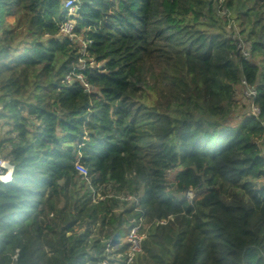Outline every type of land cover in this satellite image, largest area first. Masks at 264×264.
<instances>
[{
	"label": "trees",
	"instance_id": "1",
	"mask_svg": "<svg viewBox=\"0 0 264 264\" xmlns=\"http://www.w3.org/2000/svg\"><path fill=\"white\" fill-rule=\"evenodd\" d=\"M77 6L87 54L64 0H0V264H126L141 219L133 264H264V0L226 2L248 59L215 0Z\"/></svg>",
	"mask_w": 264,
	"mask_h": 264
},
{
	"label": "built area",
	"instance_id": "2",
	"mask_svg": "<svg viewBox=\"0 0 264 264\" xmlns=\"http://www.w3.org/2000/svg\"><path fill=\"white\" fill-rule=\"evenodd\" d=\"M219 7V14L222 18L226 21L227 26V37L233 42L236 48L242 54V57L248 59L251 56L250 52V43L246 40L240 33V29L235 23L234 19L232 18L230 10L226 7V2L228 0H215ZM64 8L67 10V15L65 19L62 21L59 27V33L61 36H66L70 38H76L81 45V50L83 54H87V48L92 43V40L88 38L86 35L77 36L75 34V28L77 25V20L75 18L78 10L77 0H64ZM241 96L245 99H248L250 103V108L247 111L253 114L254 116H258L260 114V109L258 105L255 103L257 90L254 86H251L247 83V81L243 78L241 81ZM239 101V100H238ZM240 104V102H239ZM244 104V103H243ZM241 105V104H240ZM8 161L0 155V183H9L13 179V165L9 163L6 166ZM11 167V168H10ZM76 168L78 172L84 176H88L87 169L80 164H76ZM196 192L192 189L187 190L184 193V198L189 201H192ZM124 198V197H122ZM126 200H132L131 196L126 197ZM169 219H172L169 216L167 219H161L157 221L161 224H166ZM144 223L143 220H139L136 222L131 228L128 230V235L126 241L128 243V251H127V263L126 264H133L135 258L138 255L143 253V240L147 236V230L150 224L146 225L145 231H142ZM103 264H111L107 259L104 260Z\"/></svg>",
	"mask_w": 264,
	"mask_h": 264
},
{
	"label": "rangeland",
	"instance_id": "3",
	"mask_svg": "<svg viewBox=\"0 0 264 264\" xmlns=\"http://www.w3.org/2000/svg\"><path fill=\"white\" fill-rule=\"evenodd\" d=\"M9 22L13 23L14 22V18L13 17H10L8 18ZM255 59L252 58V61H254ZM100 65H98V67H100ZM236 99L239 100L240 105L238 108H235L230 116V120L233 122V123H236V122H239L240 120V117L242 115V113H244V111H247L248 108H250V103L248 99H244L241 94H240V91L236 94ZM244 103V104H243ZM8 130V128L6 126L2 127V133L1 135H5L6 131ZM259 145H260V149H261V152L264 156V140H259ZM3 153H4V150H1L0 152V155L3 157ZM170 176V175H169ZM171 177V176H170ZM169 177V178H170ZM171 180V178H170ZM62 204H65V202H61V205Z\"/></svg>",
	"mask_w": 264,
	"mask_h": 264
},
{
	"label": "water",
	"instance_id": "4",
	"mask_svg": "<svg viewBox=\"0 0 264 264\" xmlns=\"http://www.w3.org/2000/svg\"><path fill=\"white\" fill-rule=\"evenodd\" d=\"M8 165H9V163L7 162V163H6V166H8Z\"/></svg>",
	"mask_w": 264,
	"mask_h": 264
},
{
	"label": "bare ground",
	"instance_id": "5",
	"mask_svg": "<svg viewBox=\"0 0 264 264\" xmlns=\"http://www.w3.org/2000/svg\"><path fill=\"white\" fill-rule=\"evenodd\" d=\"M11 168V167H10Z\"/></svg>",
	"mask_w": 264,
	"mask_h": 264
}]
</instances>
